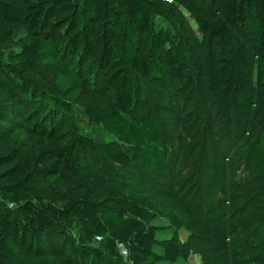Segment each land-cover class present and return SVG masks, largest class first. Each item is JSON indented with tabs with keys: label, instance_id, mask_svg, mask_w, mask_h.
Returning <instances> with one entry per match:
<instances>
[{
	"label": "trees",
	"instance_id": "obj_1",
	"mask_svg": "<svg viewBox=\"0 0 264 264\" xmlns=\"http://www.w3.org/2000/svg\"><path fill=\"white\" fill-rule=\"evenodd\" d=\"M158 19L168 28L155 31ZM56 27L83 41L81 50L55 40ZM6 43L16 51L4 57ZM81 62L89 84L80 76ZM130 76L140 91L156 79L179 98L184 128L194 121L201 88L237 151L254 161L253 174H264V0H0V116L25 121L44 113L54 127L85 116L79 135L93 141L110 166L109 172L95 164L80 142L21 152L1 139L0 128V264H68L49 261L65 247L73 253L70 264H78L77 255L79 264L188 258L177 244L155 251L158 217L177 230L195 217L143 188L131 168L164 170L168 160L158 128L132 119L133 91L107 84ZM253 193L264 205V181ZM259 216L264 206L253 221ZM254 253L264 264V241Z\"/></svg>",
	"mask_w": 264,
	"mask_h": 264
},
{
	"label": "rangeland",
	"instance_id": "obj_2",
	"mask_svg": "<svg viewBox=\"0 0 264 264\" xmlns=\"http://www.w3.org/2000/svg\"><path fill=\"white\" fill-rule=\"evenodd\" d=\"M179 12L198 33L190 17L183 10ZM154 28L155 31H164L168 26L158 19ZM59 39L68 40L72 52L76 49L79 52L84 43L72 41L64 27L55 29V40ZM90 41L95 42V38ZM110 41L113 49L119 48L117 37L112 35ZM14 51L16 48L6 43L2 46L1 54L6 57ZM140 52L146 63L149 62L148 47L141 45ZM68 56L71 60L72 55ZM82 64L79 66L80 76L89 84V76ZM72 65H75L74 61ZM134 83L133 76L107 81V84L115 87L124 85L137 96L131 117L137 122L151 121L158 128L159 138L165 142L168 163L164 170H151L140 164L131 168L140 178L143 188L159 198L177 201L195 217L178 230L172 228L164 218L158 217L154 221L157 229L155 251L162 253L168 244L182 246L188 258L180 260L179 264H259L261 259L256 256L254 249L264 241V217L259 216L258 219L262 220L258 223L252 218L264 205L259 195H254L253 189L264 181V174H253L254 161L237 151L224 123L214 119L201 88L200 99L193 110L194 121L184 128L179 122L177 102L180 99L171 95L161 81L149 79L143 91L136 89ZM178 87L184 85L179 83ZM43 114L25 121L0 116V128L3 129L1 139L13 141L21 152L45 145L80 142L95 164L110 168L108 159L98 146L79 135L81 124L86 123L85 116L81 119L76 116L54 127L55 119L48 118L47 123ZM168 121L174 124L169 125ZM89 122L94 124L93 121ZM71 251L69 247L62 248L51 254L49 261L61 258L70 264ZM119 251L126 257L122 249ZM79 259L80 255H77L75 260L78 264ZM85 264L91 263L87 261Z\"/></svg>",
	"mask_w": 264,
	"mask_h": 264
},
{
	"label": "built area",
	"instance_id": "obj_3",
	"mask_svg": "<svg viewBox=\"0 0 264 264\" xmlns=\"http://www.w3.org/2000/svg\"><path fill=\"white\" fill-rule=\"evenodd\" d=\"M158 1H163V2H167V3H172L173 0H158ZM119 249H122V252L125 254L124 256H126V251L122 246H119ZM121 255L123 256V254L121 253Z\"/></svg>",
	"mask_w": 264,
	"mask_h": 264
}]
</instances>
